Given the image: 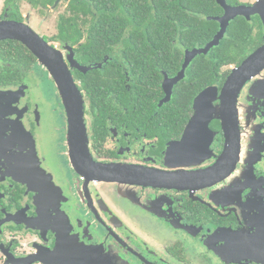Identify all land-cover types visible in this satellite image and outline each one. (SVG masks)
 <instances>
[{"label": "flooded vegetation", "instance_id": "1", "mask_svg": "<svg viewBox=\"0 0 264 264\" xmlns=\"http://www.w3.org/2000/svg\"><path fill=\"white\" fill-rule=\"evenodd\" d=\"M72 1L53 8L56 0L47 6L0 0V20L29 25L35 12L46 20L61 8L55 32L38 27L39 34L61 55L82 100L72 110L48 67L25 45L3 49L0 264H262L253 247L257 253L264 234V68L237 96L236 129L226 130L214 112L205 146L198 123L207 119L200 115L193 139L180 143L201 91L188 106L174 110L169 102L194 59L211 49L191 60L164 103L165 76L179 73L187 49L174 73L159 68L152 103L141 90L150 88V76L142 79L130 68L121 47H85L86 16L67 10ZM256 1L226 0L231 6ZM62 15L79 27L61 41ZM241 17L254 20V34L260 31L249 56L264 44V22L259 14ZM243 60L223 67L203 90L214 86L219 96ZM174 143L177 150L168 155Z\"/></svg>", "mask_w": 264, "mask_h": 264}, {"label": "trees", "instance_id": "2", "mask_svg": "<svg viewBox=\"0 0 264 264\" xmlns=\"http://www.w3.org/2000/svg\"><path fill=\"white\" fill-rule=\"evenodd\" d=\"M53 1L39 0V3L47 6ZM67 10L86 16L82 19V26L86 27L85 47H121V54L130 60V68L142 79L150 76L147 83L150 88L144 86L141 90H147L152 103L159 94L154 85L161 77L159 68L174 73L184 49L203 46L213 37L218 23L210 17L223 12L215 0H73ZM59 20V39L72 38L70 33L79 27L78 22L74 20L71 24L63 15ZM253 21L236 17L220 44L208 55L194 59L187 70V80L174 89L169 102L174 110L177 105H190L205 84L220 78L223 67L240 62L256 48L260 31L253 33L256 26ZM12 47L25 46L19 41L2 40L0 54Z\"/></svg>", "mask_w": 264, "mask_h": 264}, {"label": "water", "instance_id": "3", "mask_svg": "<svg viewBox=\"0 0 264 264\" xmlns=\"http://www.w3.org/2000/svg\"><path fill=\"white\" fill-rule=\"evenodd\" d=\"M61 0H56L53 8L57 6ZM217 4L223 9L221 16L210 17L218 22L219 27L213 37L206 42L203 46L193 48L192 50L185 51V58L182 64V68L179 73L170 79L165 76L164 88L166 90L163 103L167 102L172 93V88L175 83L184 78V72L191 60L199 54H207L210 49L218 46L223 40L229 23L237 16L250 17L252 15L259 14L264 22V0L256 1L252 5H238L231 6L226 0H216ZM2 40H15L25 45L28 49L35 54L41 63L45 64L50 70L57 88L60 90V94L65 103L74 105L79 108L82 106V100L80 93L73 81L66 64L64 63L61 55L57 50L50 46L33 28L26 22L15 20H0V41ZM264 68V44L258 47L254 52L247 56L242 63L231 69L230 75L226 79L219 96H216L217 88L207 87L195 96L193 100V107L195 109V115L191 119L188 128L185 131L183 140L180 143H187L193 139L194 125L198 122V117L202 115V118L207 119L204 123H198L200 128L205 129L202 131L203 140L201 144L208 146L212 139V132L207 128L208 121L212 118V114L220 113L223 127L227 130L230 127L236 129L237 116H236V100L237 96L244 85L250 78L257 75L260 70ZM166 75V74H165ZM168 82V83H167ZM167 83L166 87L165 84ZM219 100V107H214L213 102ZM209 113L210 117H203V114ZM202 135V134H201ZM177 144V143H176ZM176 144L169 146L168 155L174 153L177 150ZM104 170L113 171L112 167H105ZM115 170V169H114ZM112 180V179H111ZM260 241L258 245V252L256 253L257 246L254 245V255L260 258L262 264H264V234L259 237ZM258 259V258H257ZM259 260V259H258Z\"/></svg>", "mask_w": 264, "mask_h": 264}, {"label": "rangeland", "instance_id": "4", "mask_svg": "<svg viewBox=\"0 0 264 264\" xmlns=\"http://www.w3.org/2000/svg\"><path fill=\"white\" fill-rule=\"evenodd\" d=\"M60 10H61V8L55 9L54 11H51L49 13V19H46V20L43 19V16L37 15V13L35 12V16L32 17V21H33L32 25H30V26L38 34L39 33L41 34V31L39 30V28L43 32H46L49 35L53 34V32H55V27L54 26H55V23H56L57 15H58ZM38 24H41V25H44V26H41V25H38Z\"/></svg>", "mask_w": 264, "mask_h": 264}]
</instances>
